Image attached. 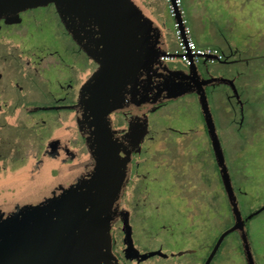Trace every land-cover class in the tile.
I'll list each match as a JSON object with an SVG mask.
<instances>
[{"label":"rangeland","instance_id":"374dc122","mask_svg":"<svg viewBox=\"0 0 264 264\" xmlns=\"http://www.w3.org/2000/svg\"><path fill=\"white\" fill-rule=\"evenodd\" d=\"M207 12L204 20L214 17L210 7ZM244 12V16L235 18L242 23L229 26L235 28V37H243L249 44L248 53L227 56L221 52L222 60L210 65L215 76H239L243 111L225 88L210 96L213 94L212 107L233 183L247 216L264 206V0H249ZM223 16L227 21L226 9ZM67 39L70 41L53 7L0 23L2 189L17 191L25 184L89 161L74 113L67 111V115L59 116L58 124H50L56 117L53 115L24 114L26 108L50 101L74 104L73 92L96 69V64L85 61L84 56L78 59L76 54L69 55L70 46L74 52L77 48L75 43L69 46ZM233 60L240 62L237 67L224 70ZM149 118L134 117L127 122L129 131L124 137L139 154L141 172L129 188L138 186V194L128 192L125 205L129 212L115 228V251L122 252L129 264H204L221 233L233 223L219 175L216 183L211 180L213 164L208 157L205 165L203 161L196 164L191 181L186 180L185 190L176 196L165 189L162 165L148 167L153 150L191 147L198 153L211 147L199 103L189 96L165 106L151 117L156 128ZM113 119L116 124H124L116 115ZM248 228L258 264H264V211L249 222ZM212 264H246L239 238L229 237Z\"/></svg>","mask_w":264,"mask_h":264},{"label":"water","instance_id":"95a60500","mask_svg":"<svg viewBox=\"0 0 264 264\" xmlns=\"http://www.w3.org/2000/svg\"><path fill=\"white\" fill-rule=\"evenodd\" d=\"M174 21L183 18L175 5ZM54 5L67 33L97 67L77 103V125L92 164L47 177L19 190L0 188V264H124L114 251V227L131 176L132 152L113 127V115L146 114L195 94L214 149L234 224L224 231L205 264L237 233L246 264H257L247 223L226 162L207 88L228 85L241 103L235 80L206 78L198 64L170 67L164 32L137 0H0V22ZM207 64L206 62H204ZM242 105V104H241ZM243 111V105H242Z\"/></svg>","mask_w":264,"mask_h":264},{"label":"flooded vegetation","instance_id":"af4514ba","mask_svg":"<svg viewBox=\"0 0 264 264\" xmlns=\"http://www.w3.org/2000/svg\"><path fill=\"white\" fill-rule=\"evenodd\" d=\"M50 7L55 8L54 5H49V6L43 7V8L31 9V10H28V11L23 12L21 14H25V13L31 12V11L42 10V9H47L48 10ZM55 12L57 13L56 8H55ZM3 21H1L0 23H2ZM60 22H61V20H60ZM65 32H66V38L68 37L70 39V41L67 39L68 40L67 41L68 42L67 44L70 46V44H73L74 41L71 38V36L67 33L66 30H65ZM76 48H77V51L74 52V49L70 46L68 48V50H67L69 52V55L72 56V55L76 54V56H77L78 59H80L79 57H81V56L83 57L84 56L86 58L85 61H90L88 59V57L79 49V47L77 45H76ZM199 66H200V69H201L203 75L206 78H208L210 76H214V77H225V78H227L223 74H221L220 76L213 75L210 72V65L209 64H205L204 62H202L201 65H199ZM170 67L171 68H174V69H179V70H186V69H188L186 66L181 65V64L180 65L170 64ZM89 77L85 81L82 82V84L78 87V89L76 91L73 92L72 98H74V99H72V100H75L76 99V102L74 104L77 103L78 96H79V92H80L82 86L84 85V83L89 79ZM235 86L237 88V91H238L239 96L241 97V94L239 92V88L237 86V81H235ZM220 88H225L227 91H230L231 92V95L229 96L230 99H233V97H235V99L238 101V99L236 98L237 96L234 94L232 88L230 86H228V85H218V86L208 87L207 88V93H208L209 101L212 102V95L213 94L210 96L211 92L212 93L221 92L219 90ZM44 96L46 97V95H44ZM189 96L196 97V99L198 101V98H197V96L195 94L187 95V96H185L183 98H186V97H189ZM183 98H180L177 101H171V102H167L165 104H162L155 111L149 112V113H146V114H138L137 115V114H134V113H131V112H129V113L114 114V115L118 116V118H120V119L122 118V120H124V124L123 123L116 124L114 122V119H113V127H114L115 131H117L118 136L120 138H122L123 140H125L127 142V144L129 145V147L131 148L130 143L124 137L128 133V131H129V127H128L127 122H129L134 117H145V116H149L150 118H149L148 121H150L151 126L154 125L155 128H156L157 127L156 126V123H151V120H152L151 117L153 115H155L156 113H158L165 106H167L169 104H172V103H176V102H178L179 100H181ZM47 99H50L51 100V98H47ZM64 99H62V100H64ZM62 100H60V101H62ZM18 101L21 102V96L18 97ZM211 102H210V105H211ZM238 103L240 104V108H241V111H242V105L244 103H243L242 100H241V103L239 101H238ZM74 104H69L68 105V104H64V103H59V101H57V102L50 101L49 103H47L46 105H43V106H33V107L26 108V110H25L26 112L25 113L23 112V113L25 115H27L28 117H30V116L33 117V116H37V115L38 116H45V115L46 116H51V115H53V116H56V117L52 120V122L50 124H58V123L61 122V119H60L59 116H61V115H67L68 113H65V112L71 111L72 113H74V116H75L74 118H75V122H76V125H77V113L74 110H71V109H63V108H61V107H65V106H71V105H74ZM243 106H245V105H243ZM19 108H21V105H19ZM211 108H212V106H211ZM212 112H213V116L215 118V122H216L217 129H218V123H217V119L215 117V113L213 111V108H212ZM201 116L203 118L205 131H206L207 136H208V139L210 141V138H209V135H208L207 126H206L204 117L202 115V112H201ZM125 122H126V124H125ZM46 124L47 123H44L43 126H48ZM77 128H78V125H77ZM77 130H78V134H79L80 139L83 141V146L82 147H85L86 150H87V152H88L85 139L80 134L79 128ZM219 136H220V134H219ZM150 137H151V140H154L153 135L150 136ZM220 140H221L222 147H223V150H224L226 162H227V165H228V168H229V162H228V158H227L226 151H225L224 146H223V142H222L221 136H220ZM71 143H72V140H71ZM210 144H211V141H210ZM131 152H132V165H131L130 181H129L128 187H127V189L125 191V194L123 196L122 203H121L123 215L120 218V220L115 224V227H114V235H115V228L117 227V225L119 223H123L124 219L126 218L128 212H129V208H127L126 205H125L126 198L129 196L130 193H133V195L138 194V190H139V188H137L138 186L135 187V188H131V190H129L134 176H136L137 173L141 172V170L139 169V167H140L139 154L137 152L135 153V151L132 148H131ZM88 155H89L90 158H89V161L86 162V164H84L83 166H76V167L73 166L74 168L71 167L68 172L74 171V170H77V169H81V168L87 167L90 164H92V158H91L89 152H88ZM207 157L211 161V164H213V176L211 177V180L213 178L214 182L216 183L217 173H218L217 172L218 171V165H217V160H216V156H215V153H214V149L212 147V144H211V147H205V149L202 152L200 151L198 153L196 151H194V149H192L191 147H164L161 152L160 151H154L153 150V152L148 157V165H149L148 167L162 165V169H161L160 172H161V175L164 177V180H165V184H166V188L165 189H167V193L168 194H172V195H175L176 196V195L182 194L181 191L185 188L184 182L186 180H189V182L191 181V178H189V177H191L192 168H193V171L195 173V169H194L195 165L196 164L200 165V162H202V161L204 162V163L202 162L203 165H205L206 164ZM159 158H161V159H159ZM229 171H230V168H229ZM65 173H67V172H65ZM152 173H153V171H152ZM198 173L200 174V172H198ZM62 174H64V173H62ZM62 174L60 173L59 175H62ZM59 175H55V176H59ZM230 175H231V178H232L231 171H230ZM195 176L196 175L194 174L193 175V178H195ZM232 180H233V178H232ZM234 187H235V185H234ZM224 191H225V189H224ZM235 191H236V189H235ZM128 192H129V194H128ZM236 194H237V191H236ZM225 195H226V192H225ZM237 196H238V194H237ZM226 197H227V195H226ZM227 200H228V198H227ZM238 200H239V198H238ZM228 204H229V202H228ZM229 208H230L232 222H233L231 226H233V224H234V218H233V214H232V210H231L230 205H229ZM218 239H217V241H218ZM217 241H216V243H217ZM114 251H115V240H114ZM115 253H116V251H115ZM116 255L119 257V259L124 264H129V263L126 262L125 257L123 256V253L122 252H118L117 251ZM208 257H209V255H208ZM206 260L204 261V264H205ZM213 261H212V263H213Z\"/></svg>","mask_w":264,"mask_h":264},{"label":"crops","instance_id":"0c3cea01","mask_svg":"<svg viewBox=\"0 0 264 264\" xmlns=\"http://www.w3.org/2000/svg\"><path fill=\"white\" fill-rule=\"evenodd\" d=\"M137 1L147 7L150 14L161 26L168 42L169 50H174L176 48V39L173 29V20L169 16L166 0ZM248 6L249 0H184V9L195 42L201 48H215L227 56H238L248 53L249 44L244 41L243 37H235V28L229 26L232 23L240 24L241 21H237L235 18L244 16L243 13H245L244 11ZM209 7L214 17L204 20L203 17H207L206 13H208L207 9ZM225 9L227 12V21L222 19ZM208 39H211V41H208ZM238 63L240 62L233 60L224 67V70H234ZM180 64L183 65L179 61L173 63V65ZM226 77L237 81L239 76L230 77L228 75Z\"/></svg>","mask_w":264,"mask_h":264},{"label":"built area","instance_id":"2783aa9c","mask_svg":"<svg viewBox=\"0 0 264 264\" xmlns=\"http://www.w3.org/2000/svg\"><path fill=\"white\" fill-rule=\"evenodd\" d=\"M166 2L169 14L174 22V34L176 39V48L174 50H169L168 54L177 55L179 58L164 57L163 60L169 64L179 61L187 68L193 63L199 65L202 62H206L211 65L220 62L222 60V53L220 50L215 48H201L193 39L192 29L187 20L183 0H174L183 18L181 25L174 21L175 8L172 4V0H166Z\"/></svg>","mask_w":264,"mask_h":264},{"label":"trees","instance_id":"16d2710c","mask_svg":"<svg viewBox=\"0 0 264 264\" xmlns=\"http://www.w3.org/2000/svg\"><path fill=\"white\" fill-rule=\"evenodd\" d=\"M211 102V101H210ZM211 106H212V102H211ZM213 108V107H212ZM214 111V110H213ZM215 113V112H214ZM229 168H230V166H229ZM230 171H231V168H230ZM218 173H217V175H219V177H220V172H219V169H218V171H217ZM233 178V177H232ZM220 180H221V177H220ZM221 183H222V180H221ZM222 186H223V183H222ZM224 188V187H223ZM236 189V188H235ZM237 191V190H236ZM238 194V193H237ZM238 198H239V196H238ZM239 203H240V200H239ZM240 207H241V205H240ZM241 210H242V208H241ZM242 213H243V210H242ZM243 215H244V213H243ZM244 216H246V215H244ZM248 216V215H247ZM251 221V220H250ZM249 221V222H250ZM249 222L247 223V228H248V226H249ZM248 233H249V228H248ZM222 234V233H221ZM231 236H236V237H238L239 238V236H238V234L237 233H233V234H231V235H229L228 237H227V239L229 238V237H231ZM220 237V236H219ZM249 237H250V233H249ZM226 239V240H227ZM225 240V241H226ZM239 240H240V238H239ZM250 241H251V237H250ZM251 245H252V241H251ZM223 246V245H222ZM242 247V246H241ZM222 248V247H221ZM253 249V248H252ZM221 250V249H220ZM220 250H219V252H220ZM243 251V250H242ZM219 252H218V254H219ZM253 253H254V256H255V260H256V263L258 264V261H257V259H256V253H255V251L253 250ZM217 254V255H218ZM217 255H216V257H217ZM215 257V258H216ZM214 261H215V259H214ZM213 261V262H214Z\"/></svg>","mask_w":264,"mask_h":264}]
</instances>
